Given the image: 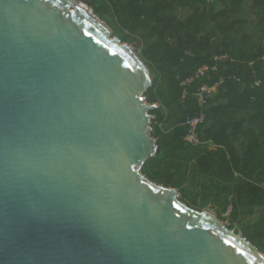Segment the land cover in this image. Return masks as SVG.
<instances>
[{
    "label": "water",
    "instance_id": "obj_1",
    "mask_svg": "<svg viewBox=\"0 0 264 264\" xmlns=\"http://www.w3.org/2000/svg\"><path fill=\"white\" fill-rule=\"evenodd\" d=\"M83 3L0 0V264H264L143 173L152 76Z\"/></svg>",
    "mask_w": 264,
    "mask_h": 264
},
{
    "label": "trees",
    "instance_id": "obj_2",
    "mask_svg": "<svg viewBox=\"0 0 264 264\" xmlns=\"http://www.w3.org/2000/svg\"><path fill=\"white\" fill-rule=\"evenodd\" d=\"M89 2L121 41L138 43L152 76L145 96L158 105L150 110L158 149L143 173L190 206L208 199L264 253V0ZM203 85L215 88L200 104ZM201 115L190 144L184 122Z\"/></svg>",
    "mask_w": 264,
    "mask_h": 264
},
{
    "label": "built area",
    "instance_id": "obj_3",
    "mask_svg": "<svg viewBox=\"0 0 264 264\" xmlns=\"http://www.w3.org/2000/svg\"><path fill=\"white\" fill-rule=\"evenodd\" d=\"M207 69V66H203L198 69L196 76L203 74L204 70ZM190 79H187L186 81H183L182 84H185L188 82ZM215 86L213 87H208L206 85H203L200 87L199 91L197 92L198 96V101L200 104H204L206 102V99L204 97V92H208L210 90H213ZM202 121V115L201 116H196V117H187L185 120V124L189 126V131L185 135L184 139L188 141L190 144H197L199 142V139L197 137V134L195 132V128L199 122Z\"/></svg>",
    "mask_w": 264,
    "mask_h": 264
},
{
    "label": "rangeland",
    "instance_id": "obj_4",
    "mask_svg": "<svg viewBox=\"0 0 264 264\" xmlns=\"http://www.w3.org/2000/svg\"><path fill=\"white\" fill-rule=\"evenodd\" d=\"M75 1H77V2H79V3L83 2V1H87V2H89V0H75ZM89 5H90V2H89ZM90 7H91V6H90ZM111 30H112V29H111ZM111 34L114 35L113 32H111ZM133 43L135 44V46H134V51H135L136 54L138 55V52H139V49H138V43H137V42H133ZM177 190H178V189H177ZM185 200H186V201H190V198H188V197L186 196ZM206 204H207V207L209 208V200H208V199H203V198L199 197V198L196 200L195 205L192 206V207L197 208V209H203V208H205V207L201 208V206H204V205H206ZM210 210L214 212L213 209L210 208ZM259 210H260L259 208H256V211H255V212L258 213ZM214 213H215V212H214ZM215 214H216V213H215ZM216 216H217V214H216ZM217 217H218V216H217ZM219 219H220V218H219ZM220 220H222V219H220ZM223 221H225V223H226L227 226H228V223H229L228 218L226 217V219H224ZM237 232H239V233L241 234V231H240V230L237 231Z\"/></svg>",
    "mask_w": 264,
    "mask_h": 264
},
{
    "label": "bare ground",
    "instance_id": "obj_5",
    "mask_svg": "<svg viewBox=\"0 0 264 264\" xmlns=\"http://www.w3.org/2000/svg\"><path fill=\"white\" fill-rule=\"evenodd\" d=\"M73 2H74V4H76L77 6H79L80 8H83L85 11H87L88 12V7L83 3V2H81V3H79V2H77V1H75V0H73ZM90 11V10H89Z\"/></svg>",
    "mask_w": 264,
    "mask_h": 264
}]
</instances>
